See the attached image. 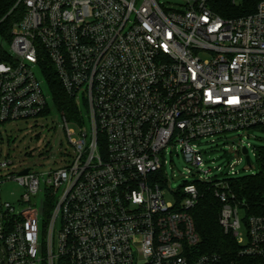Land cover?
<instances>
[{
	"label": "built area",
	"instance_id": "1",
	"mask_svg": "<svg viewBox=\"0 0 264 264\" xmlns=\"http://www.w3.org/2000/svg\"><path fill=\"white\" fill-rule=\"evenodd\" d=\"M18 6L9 60L0 63V131L43 117L48 105L34 72L41 53L81 115L87 109L90 129L83 119L69 128L61 117L68 151L47 172L20 168L0 148V186L14 180L23 188L21 208L0 196V264H223L195 252V182L213 183L219 224L239 255L264 264V216L246 218L241 231L240 203L226 181L209 177L197 147L264 128V0L235 18L216 15L207 0L176 8L157 0H16L11 11ZM168 146L180 149L187 176H197L169 201ZM243 148L255 157L256 147L237 153Z\"/></svg>",
	"mask_w": 264,
	"mask_h": 264
},
{
	"label": "rangeland",
	"instance_id": "2",
	"mask_svg": "<svg viewBox=\"0 0 264 264\" xmlns=\"http://www.w3.org/2000/svg\"><path fill=\"white\" fill-rule=\"evenodd\" d=\"M185 0H157L165 8H176L184 5ZM237 3V5L241 4ZM36 78L41 81V87L46 97V102L51 112L35 120L28 122H18L7 124L1 127L0 148L3 153L9 152L13 160H16L20 168L31 167L40 172H47L59 165L58 161L62 158L61 151H68V142L65 133L61 127L62 118L55 110L52 104L51 96L42 75L35 70ZM82 117L84 126L89 130L90 123L88 112L85 107L82 108ZM69 128L77 127L70 123ZM260 148L264 147V128H251L247 130L227 132L222 135H216L211 138L201 139L198 149L202 153L204 160L203 169H210L209 177L222 178L232 168L235 176H244L254 174L257 170L255 157L249 150L250 166L246 165L245 157L240 151L245 145ZM62 155V156H61ZM164 172L168 178L167 187L163 194L167 201L172 199V193L184 182H190L197 176H187L186 170L190 165L185 162L183 155L176 146H168L163 152ZM39 164H43L39 166ZM18 171V169H15ZM187 176V178H185ZM62 191V190H61ZM60 191V192H61ZM23 194V188L14 180L5 181L0 186V196L3 201L11 203L15 208H21L18 205ZM42 199V194L36 197L38 205ZM239 218L242 222L241 231L245 233L244 223L245 215L239 210ZM61 227L60 221L56 224V234Z\"/></svg>",
	"mask_w": 264,
	"mask_h": 264
},
{
	"label": "trees",
	"instance_id": "3",
	"mask_svg": "<svg viewBox=\"0 0 264 264\" xmlns=\"http://www.w3.org/2000/svg\"><path fill=\"white\" fill-rule=\"evenodd\" d=\"M260 0H244L234 5L230 0H207L208 8L222 18H235L251 14ZM16 0H0V63L9 60L7 51L11 41L12 25L22 16V8L16 7ZM38 70L45 81L53 107L68 122L78 123L83 119L73 100L64 91L53 64L45 53H41ZM51 109L47 107L44 116ZM257 170L254 174L227 177L228 190L240 203L245 219L251 216H264V147L257 148L255 154ZM199 196L197 202L189 209L194 230L199 238L195 247L198 254H214L223 264H255L256 260L239 255L240 246L229 232L219 224L221 202L215 196L213 183L195 182ZM58 264H68L60 260Z\"/></svg>",
	"mask_w": 264,
	"mask_h": 264
},
{
	"label": "water",
	"instance_id": "4",
	"mask_svg": "<svg viewBox=\"0 0 264 264\" xmlns=\"http://www.w3.org/2000/svg\"><path fill=\"white\" fill-rule=\"evenodd\" d=\"M241 153H242V155L245 156V162H246V165L249 166V165H250V159H249V156L246 155V154H247L246 149L243 148V149L241 150ZM26 173H27V170H24V171L22 172V174H26Z\"/></svg>",
	"mask_w": 264,
	"mask_h": 264
}]
</instances>
